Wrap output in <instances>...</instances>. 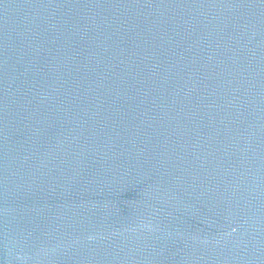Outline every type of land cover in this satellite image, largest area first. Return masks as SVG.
<instances>
[{
    "label": "water",
    "instance_id": "1",
    "mask_svg": "<svg viewBox=\"0 0 264 264\" xmlns=\"http://www.w3.org/2000/svg\"><path fill=\"white\" fill-rule=\"evenodd\" d=\"M0 264H264V0H0Z\"/></svg>",
    "mask_w": 264,
    "mask_h": 264
}]
</instances>
